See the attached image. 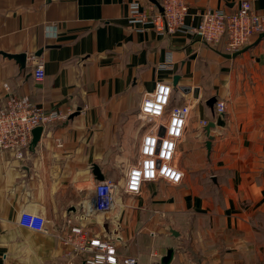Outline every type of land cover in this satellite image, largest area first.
<instances>
[{
    "label": "crops",
    "instance_id": "obj_1",
    "mask_svg": "<svg viewBox=\"0 0 264 264\" xmlns=\"http://www.w3.org/2000/svg\"><path fill=\"white\" fill-rule=\"evenodd\" d=\"M126 1L0 0V102L8 83L47 111L69 113L47 124L23 157L0 148V264L68 259L62 238L72 224L110 238L140 264H264V36L227 56L225 37L212 44L153 25L132 28ZM140 1L160 10L154 0ZM186 1L185 21L197 25L205 11H233L241 0ZM251 1L264 15V0ZM1 52H26L27 63ZM38 60L46 71L40 81ZM176 74L184 90H174L173 101L194 102L177 148L184 178L126 193L146 127L142 98ZM217 100L226 102L224 112ZM203 119L214 123L210 147ZM104 178L118 181L107 208L95 190ZM24 210L44 215L47 229L22 226ZM82 263L83 255L73 257Z\"/></svg>",
    "mask_w": 264,
    "mask_h": 264
},
{
    "label": "built area",
    "instance_id": "obj_2",
    "mask_svg": "<svg viewBox=\"0 0 264 264\" xmlns=\"http://www.w3.org/2000/svg\"><path fill=\"white\" fill-rule=\"evenodd\" d=\"M126 3L128 24L132 28L139 30L153 25L162 34L184 32L200 35L202 40L212 44L225 37L226 49L230 53L240 51L253 36L264 32V15L252 9L251 0H241L233 11L209 9L202 14L197 25L185 21L188 14L186 0H160L163 10L159 11H150L140 0H127ZM33 75L37 81L45 77L43 61L36 62ZM4 87L7 91L0 102V148L13 150L18 157H23L29 149L35 127L66 120L69 113L47 111L29 95L8 91V83ZM173 91L172 83L159 81L155 90L146 92L142 98L139 118L146 127L139 147V158L125 174L123 189L126 193L140 192L148 181L163 179L177 184L184 178L185 172L178 163L177 148L185 134L194 102L175 103ZM216 108L224 112L226 102L217 100ZM207 122L206 119L202 120L204 125ZM117 189L118 181L114 178H104L96 183L101 208L114 204ZM19 223L36 230L47 229V218L33 211H22ZM88 234L83 226L72 224L62 238L63 243L71 248L68 259L58 264H73V257L77 254L83 255L82 264H140L136 256L120 255L110 238Z\"/></svg>",
    "mask_w": 264,
    "mask_h": 264
},
{
    "label": "water",
    "instance_id": "obj_3",
    "mask_svg": "<svg viewBox=\"0 0 264 264\" xmlns=\"http://www.w3.org/2000/svg\"><path fill=\"white\" fill-rule=\"evenodd\" d=\"M154 2L159 6L160 10H163L162 6L159 4V2L157 0H154ZM264 36V32H262L260 35H259V38H262ZM197 39H201L200 35H197L196 36ZM42 50H39L38 52L35 53V55H39L41 53ZM3 55L5 56H8L10 58H14L16 59L18 62L21 63L22 66H25L26 63H27V60H28V54L26 52H23V53H20V54H11V53H5V52H1ZM238 52H234V53H230V54H227V56H235ZM180 78L181 76L179 74H176L173 78V81H172V85H173V88L174 90H179V89H182L184 90V87L180 84ZM191 88H189L190 90ZM194 93L195 95L198 93V88H195L194 89ZM214 100V99H212ZM211 100V101H212ZM214 126V123L213 122H210L207 124V126L205 127L206 129V134H207V137H208V140H207V146L210 147L211 146V142H212V135L210 134V129ZM43 129L44 127L39 125L37 127H35L32 131V140H31V143H30V147L33 149L34 147H36L38 141L40 140L41 138V135H42V132H43ZM99 174V173H98ZM172 255H173V249H169L168 252L166 253L165 256H163V259L162 261L165 262V263H168L170 262L171 258H172Z\"/></svg>",
    "mask_w": 264,
    "mask_h": 264
},
{
    "label": "rangeland",
    "instance_id": "obj_4",
    "mask_svg": "<svg viewBox=\"0 0 264 264\" xmlns=\"http://www.w3.org/2000/svg\"><path fill=\"white\" fill-rule=\"evenodd\" d=\"M180 90L183 91L182 89H179V90H176V91L180 92ZM122 175H123V170L122 169H117L116 174H115V178L116 179H120L122 177Z\"/></svg>",
    "mask_w": 264,
    "mask_h": 264
}]
</instances>
